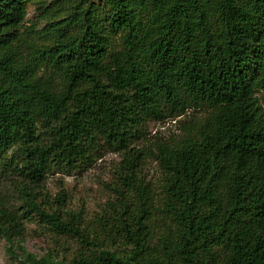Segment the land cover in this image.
Segmentation results:
<instances>
[{"label":"trees","instance_id":"trees-1","mask_svg":"<svg viewBox=\"0 0 264 264\" xmlns=\"http://www.w3.org/2000/svg\"><path fill=\"white\" fill-rule=\"evenodd\" d=\"M27 2L0 0V238L14 255L34 215L75 248L18 264H264V0H51L26 31ZM167 119L181 134L151 140ZM106 152L100 213L37 201Z\"/></svg>","mask_w":264,"mask_h":264},{"label":"rangeland","instance_id":"rangeland-1","mask_svg":"<svg viewBox=\"0 0 264 264\" xmlns=\"http://www.w3.org/2000/svg\"><path fill=\"white\" fill-rule=\"evenodd\" d=\"M99 1V0H95ZM40 2L48 3L51 0H28L27 15L23 22L22 30L41 29L45 24L44 16H40L37 6ZM28 28V29H27ZM192 114L188 113L186 119ZM183 117V118H184ZM178 119H167L163 122L151 121L148 124V136L151 140L171 139L181 134ZM120 156L118 153L106 152L84 171H73L70 173L53 172L48 174L39 189L37 201L47 210L58 207L57 197L64 194L61 203L62 210L74 213H82L86 220L101 212L109 199H114L112 187L116 181V168ZM147 180L159 190L162 172L158 164L149 159L144 169ZM15 204L19 205L21 200L15 196ZM65 238L58 237L54 231L42 224L39 218L32 216L25 220V231L23 239L19 237L13 240L14 255L10 254L8 247L11 246L5 239L0 238V264H18L21 256L20 246L36 255L53 251L59 258L68 260L71 251L75 248L73 244L66 247ZM65 244V245H64ZM55 250V251H54Z\"/></svg>","mask_w":264,"mask_h":264}]
</instances>
